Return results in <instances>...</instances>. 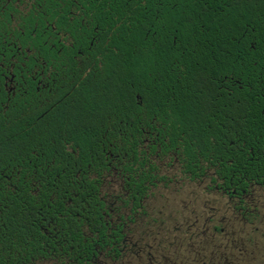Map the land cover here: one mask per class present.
<instances>
[{"label":"flooded vegetation","instance_id":"flooded-vegetation-1","mask_svg":"<svg viewBox=\"0 0 264 264\" xmlns=\"http://www.w3.org/2000/svg\"><path fill=\"white\" fill-rule=\"evenodd\" d=\"M91 2L0 0V132L98 135L86 157L67 139L51 141L53 149L46 150L34 143L24 158L21 144L13 151L0 148V195L18 202L15 217L2 215L11 208L0 207V264H232L251 257L245 246L257 245L254 235L264 239V141L254 135L246 142L243 132H264L263 88L223 77L214 93L193 95L195 113L210 107L224 118L241 119V125L227 120L219 127L221 150L201 153L181 138L164 148L157 130L165 127L135 128L132 120L123 126L118 112L101 111L99 78L114 64V37L122 33H102ZM246 117L258 126L246 128ZM134 130L143 134L136 156L146 162L140 165L139 158L127 171L119 161L117 133L132 139ZM133 180H143V189ZM202 181L205 194L223 199L221 207L197 213L193 198L189 205L180 199L185 205L167 206L161 191L158 205L150 200L157 197L156 186ZM70 182H92L95 189L70 191ZM199 240L213 247L207 259L203 251L195 261Z\"/></svg>","mask_w":264,"mask_h":264},{"label":"trees","instance_id":"trees-1","mask_svg":"<svg viewBox=\"0 0 264 264\" xmlns=\"http://www.w3.org/2000/svg\"><path fill=\"white\" fill-rule=\"evenodd\" d=\"M92 1L89 8L102 33H122L114 37L117 53L109 61L114 64L99 78L101 111L118 112L117 120L122 119L123 126L132 120L135 128L165 127L157 130V142L164 148L173 147L181 138L185 144L193 141V149L196 147L201 153L221 150L224 133L219 127L227 120L231 125H241V119L224 118L215 110L209 112L210 107L204 114L195 113L193 95L214 93L215 83L223 77L242 80L248 87L260 86L264 94V0ZM254 79L263 81L257 83ZM105 88L109 89L105 91ZM256 92L245 91L249 95ZM134 93L140 96L141 104L134 99ZM129 111L134 114L130 115ZM142 111L155 116L143 115ZM163 111L165 115L159 114ZM244 126L251 128L258 124L246 117ZM95 134L76 131L64 135L23 129L0 132V144H11L0 148L7 151L9 147L13 151L21 144L24 158L30 157L34 143H40L39 148L46 150L51 141L67 139L86 157L89 143L97 141ZM243 134L246 142L254 135L264 141V132L245 130ZM130 135L132 139L128 138L129 133H117L119 161L127 171L140 158L136 156V144L143 136L139 130ZM165 142L169 145L165 146ZM140 159V165L146 162V157ZM133 181L137 189H143V180ZM54 185L62 188V182ZM69 189L76 192L93 190L95 186L92 182H70ZM79 198L82 196L74 199L75 205ZM2 206L11 208L2 210V215L15 217L18 202L13 195H0Z\"/></svg>","mask_w":264,"mask_h":264},{"label":"rangeland","instance_id":"rangeland-1","mask_svg":"<svg viewBox=\"0 0 264 264\" xmlns=\"http://www.w3.org/2000/svg\"><path fill=\"white\" fill-rule=\"evenodd\" d=\"M205 182H196L193 184L189 183H172L168 184L166 188H162L161 186L154 187V195H157L154 199H150L152 203H155L156 205L159 204L158 200V194L164 193L163 195L167 198V206H178L181 207L185 205V202L187 205H189L188 200L193 198V203L190 206H193V211L200 213L201 210L205 211L204 208L206 207H221L223 203V199L220 198L218 195H207L203 192ZM161 191V192H160ZM163 191V192H162ZM160 192V193H159ZM193 196V197H190ZM183 199L185 202H180L179 200ZM261 231H264V225L260 226ZM255 239L258 241L256 246H245L247 248V251L245 254L252 253L251 257L245 256L244 259L238 260L237 262H233L232 264H264V239L259 240L258 235H254ZM195 241V240H194ZM219 242H222L219 239ZM196 244H193V260H198L199 257H202V255L205 254V258L207 259L210 250L213 246L205 244L203 240H199V242H195ZM220 248H222L220 246ZM204 249V250H203ZM252 250L253 252H251ZM204 251V252H203ZM199 252L200 253L198 256ZM196 263V262H195ZM216 264V262L214 263ZM220 264H223V261H220Z\"/></svg>","mask_w":264,"mask_h":264},{"label":"snow or ice","instance_id":"snow-or-ice-1","mask_svg":"<svg viewBox=\"0 0 264 264\" xmlns=\"http://www.w3.org/2000/svg\"><path fill=\"white\" fill-rule=\"evenodd\" d=\"M54 35H59L58 33H54ZM66 35V34H65ZM70 39V38H69ZM3 67V65L2 64H0V68H2Z\"/></svg>","mask_w":264,"mask_h":264}]
</instances>
